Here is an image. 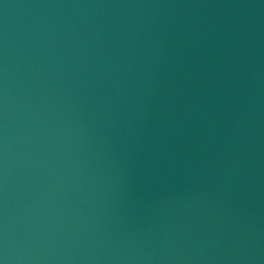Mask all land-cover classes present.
I'll list each match as a JSON object with an SVG mask.
<instances>
[{"label":"water","instance_id":"95a60500","mask_svg":"<svg viewBox=\"0 0 264 264\" xmlns=\"http://www.w3.org/2000/svg\"><path fill=\"white\" fill-rule=\"evenodd\" d=\"M0 264H264V0H0Z\"/></svg>","mask_w":264,"mask_h":264}]
</instances>
